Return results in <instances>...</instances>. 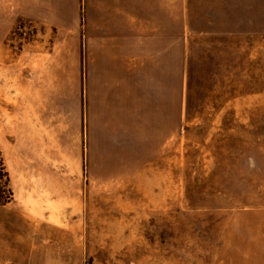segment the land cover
<instances>
[{
	"label": "rangeland",
	"instance_id": "obj_1",
	"mask_svg": "<svg viewBox=\"0 0 264 264\" xmlns=\"http://www.w3.org/2000/svg\"><path fill=\"white\" fill-rule=\"evenodd\" d=\"M166 8L182 126L101 162L47 131V59L78 57L80 0L37 19L0 0V264H264V0Z\"/></svg>",
	"mask_w": 264,
	"mask_h": 264
},
{
	"label": "crops",
	"instance_id": "obj_2",
	"mask_svg": "<svg viewBox=\"0 0 264 264\" xmlns=\"http://www.w3.org/2000/svg\"><path fill=\"white\" fill-rule=\"evenodd\" d=\"M55 1L16 0L28 19ZM80 2L78 57L46 63L48 136L66 131L89 161H134L136 145L160 147L182 126V45L168 51L166 0Z\"/></svg>",
	"mask_w": 264,
	"mask_h": 264
},
{
	"label": "trees",
	"instance_id": "obj_3",
	"mask_svg": "<svg viewBox=\"0 0 264 264\" xmlns=\"http://www.w3.org/2000/svg\"><path fill=\"white\" fill-rule=\"evenodd\" d=\"M1 160H2V159L0 158V161H1ZM1 164H2V162H1ZM2 169H3V167H2ZM2 169H1V170H2ZM1 170H0V171H1ZM3 170H4V169H3ZM0 174H2L0 178H2L3 175H4L5 177H7V174H6V173H0Z\"/></svg>",
	"mask_w": 264,
	"mask_h": 264
}]
</instances>
